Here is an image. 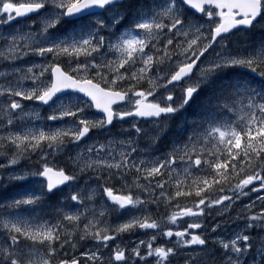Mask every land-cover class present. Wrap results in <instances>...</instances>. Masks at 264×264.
Segmentation results:
<instances>
[{
    "label": "snow or ice",
    "instance_id": "1",
    "mask_svg": "<svg viewBox=\"0 0 264 264\" xmlns=\"http://www.w3.org/2000/svg\"><path fill=\"white\" fill-rule=\"evenodd\" d=\"M4 64L0 264H264V0H0Z\"/></svg>",
    "mask_w": 264,
    "mask_h": 264
},
{
    "label": "rangeland",
    "instance_id": "2",
    "mask_svg": "<svg viewBox=\"0 0 264 264\" xmlns=\"http://www.w3.org/2000/svg\"><path fill=\"white\" fill-rule=\"evenodd\" d=\"M30 21L29 20H19L17 23H14L12 25V28H15L17 27L18 25H26L28 24ZM3 31L7 32L9 31L10 29L5 27L2 29ZM37 62H39L37 60ZM6 68L8 67H0V71L2 70H5ZM40 112H41V115L42 116H46L48 114V109L47 108H42V109H39ZM37 123H39L37 121ZM125 127H127V125H125ZM145 127L147 128L148 125H145ZM142 147L144 146L143 144L141 145ZM61 161H63L64 157H60L59 158ZM5 158L4 157H0V163H5ZM33 163V162H32ZM24 164L25 166L27 165V161H22L20 165ZM24 166V167H25ZM21 167V166H20ZM28 167V165H27ZM2 174H6V173H3V172H0V175ZM65 193L67 192V189H64L63 190ZM12 192V188H9V193ZM59 199V194L57 196H55V198L51 197L50 201L53 202V206H55L56 204V201ZM252 199L254 200L255 199V196L253 195L252 196ZM249 203V200L248 199H243L242 202H238L235 206L237 208V210H242L243 208V205L244 204H248ZM235 209H233L234 211ZM47 212L51 213L54 215V211H53V208H50L49 210H47ZM127 216V214H125L124 216H121L119 219L117 218V214L116 213H113L111 219H112V223H118L120 222V220L122 219H125ZM187 219V218H185ZM234 218H232L231 220L227 219V218H222V217H219L217 216V212L216 211H213L212 212V215L207 217L205 220L202 221L204 227H203V231L204 233H206L208 235V238H209V241H211L212 239L215 238V234H212L211 233V226L214 224V223H228V224H231V222L233 221ZM192 221L191 220H188V223H191ZM182 227H186L187 225L186 224H183L181 225ZM239 226H242V225H239ZM234 229L232 227H229L228 230H227V233H224V232H221L219 233L220 235L222 236H226L228 234H230ZM197 232H199L200 230H195ZM154 233L149 230L147 233L143 232V231H136V232H133V233H127V234H124L119 240L116 241V243H121L122 245L123 244H127L129 245L130 247L131 246H134L135 245V242H137L138 240L140 239H147L149 236L153 235ZM167 238H161L160 240L157 241V243H164V241L166 240ZM174 239V238H173ZM90 245L88 243L85 244V247L81 248V251L84 250L85 248H91V247H94L93 243L92 242H89ZM212 243L209 242L208 244V249L206 251H210L209 247H211ZM171 246V245H169ZM104 256L107 257L108 256V252H104ZM181 262H183L181 260ZM174 264V263H173Z\"/></svg>",
    "mask_w": 264,
    "mask_h": 264
},
{
    "label": "trees",
    "instance_id": "3",
    "mask_svg": "<svg viewBox=\"0 0 264 264\" xmlns=\"http://www.w3.org/2000/svg\"><path fill=\"white\" fill-rule=\"evenodd\" d=\"M188 117H189V119H192V118L194 117V110H193V109H189ZM179 124H180V121H179V120L173 122V124H172V129H173V131H175L176 127H177ZM184 127L187 128L188 125L185 124ZM36 160H37V157L34 156V161H36ZM53 198H55V196H54ZM50 203L53 205V202H52V201H50ZM181 203H184V201H181ZM48 209H50V208H47L46 211H47ZM151 211H152V213H153L155 216H158V215H159V213L156 212V209H155V208H152ZM159 211H160V213H164L165 209L163 208V206H161V208H160ZM231 212H232V211H231ZM225 216H226V215H225ZM85 244H86V243H85ZM216 249H217V248H216ZM213 252H214V255H212V257H211V256L209 257V255L202 256V257H201V261H203V260H207V261L210 262V260L212 261L213 259H215V261H216L218 264H220V261H221V259H222V255L220 254V251L218 250L217 252H215V251H213Z\"/></svg>",
    "mask_w": 264,
    "mask_h": 264
},
{
    "label": "bare ground",
    "instance_id": "4",
    "mask_svg": "<svg viewBox=\"0 0 264 264\" xmlns=\"http://www.w3.org/2000/svg\"><path fill=\"white\" fill-rule=\"evenodd\" d=\"M0 67H9V65H7V64H4V65H2V66H0ZM35 162L34 161V156L32 157V159H31V161H27V165L29 166L30 164H33V163ZM27 165L25 166L24 164H22V165H20L21 167H27ZM88 244L90 245V243L88 242ZM87 245V244H86ZM84 248L85 247V244H82V246H81V248ZM211 249H213V250H215V247L213 246V245H211V247H210ZM210 262H211V260H210ZM216 264H218L217 262H216Z\"/></svg>",
    "mask_w": 264,
    "mask_h": 264
}]
</instances>
